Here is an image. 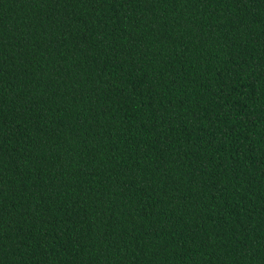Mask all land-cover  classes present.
<instances>
[{
	"label": "trees",
	"instance_id": "1",
	"mask_svg": "<svg viewBox=\"0 0 264 264\" xmlns=\"http://www.w3.org/2000/svg\"><path fill=\"white\" fill-rule=\"evenodd\" d=\"M0 264H264V0H0Z\"/></svg>",
	"mask_w": 264,
	"mask_h": 264
}]
</instances>
